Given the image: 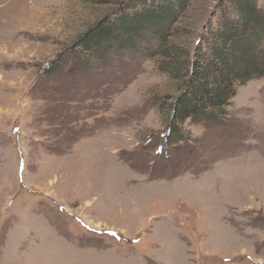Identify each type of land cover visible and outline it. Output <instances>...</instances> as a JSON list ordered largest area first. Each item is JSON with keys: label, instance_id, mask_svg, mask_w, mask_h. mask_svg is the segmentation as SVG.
<instances>
[{"label": "rangeland", "instance_id": "374dc122", "mask_svg": "<svg viewBox=\"0 0 264 264\" xmlns=\"http://www.w3.org/2000/svg\"><path fill=\"white\" fill-rule=\"evenodd\" d=\"M144 1L0 0V264H264V76L171 144L181 81L144 53L153 37L76 47ZM151 1L184 52L230 12Z\"/></svg>", "mask_w": 264, "mask_h": 264}, {"label": "trees", "instance_id": "16d2710c", "mask_svg": "<svg viewBox=\"0 0 264 264\" xmlns=\"http://www.w3.org/2000/svg\"><path fill=\"white\" fill-rule=\"evenodd\" d=\"M228 6L230 12L222 10L215 23L205 26L192 51L184 52L172 43L173 25L156 23L157 19L168 22L176 11H163L159 18L161 9L148 0L101 19L76 47L85 49L93 60L107 52L138 50L144 35L153 37L154 47L144 53L148 58L159 55L165 60L160 67L181 81L180 94L171 106L172 128L165 135L172 144L177 136L183 139L179 134L187 120L226 118L238 86L264 76V8L258 0H230Z\"/></svg>", "mask_w": 264, "mask_h": 264}]
</instances>
